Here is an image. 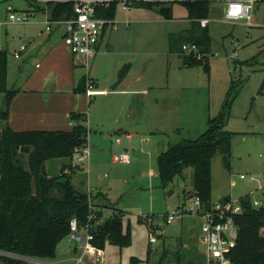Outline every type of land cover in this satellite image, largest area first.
Masks as SVG:
<instances>
[{"label": "rangeland", "instance_id": "rangeland-1", "mask_svg": "<svg viewBox=\"0 0 264 264\" xmlns=\"http://www.w3.org/2000/svg\"><path fill=\"white\" fill-rule=\"evenodd\" d=\"M30 3L39 5L38 16L48 15L43 1L0 0V23H6L11 13L9 7L12 13L21 14ZM45 18L46 23L48 19ZM115 22L117 29L107 32L105 43L95 59H91L90 72L109 90L120 84L122 69L130 74L132 83L140 85L142 78L143 87L150 84L153 89L147 97L140 94L132 98H128L132 95L106 98L104 107L111 106V111L96 113L104 125L93 126L90 131V157L74 176L73 185L81 192H93L94 208H117L128 213L116 211L115 215L123 214L125 228L130 224L132 245L121 249L107 244L105 264H131L132 258H139L142 261L139 264H148L150 251V264H160L163 251L168 256L162 264H205L201 220L186 217L181 227V221L168 225L163 219V215L173 212L184 201L185 186L187 193L193 190L194 170L186 169L183 177H177L164 189L159 184L157 158L169 146L205 133L209 119L220 116L225 110L232 87L226 125V130L234 133L232 153L227 159L218 154L213 160L212 200L218 202L230 197L239 201L251 195L264 206V0L257 3L251 21L229 20L226 10L222 13L216 9L209 22V53L200 54V61L205 57L208 60L209 71L204 69V64L186 67L181 58L180 42L174 44L175 52L170 49L173 35L192 28L188 10L182 4H174L171 20L156 11L131 5L124 9L118 4ZM37 25L34 21L32 24L8 23L0 30V47L7 51L9 64L13 61L18 64L25 58V54L19 52L28 38L41 33L40 30L48 35L44 23L39 24L43 29L35 28ZM62 33H66L64 27L58 31L59 35ZM15 54L23 57L17 61ZM254 58H257L256 63ZM79 72L87 75L84 68ZM9 74L13 78L12 71ZM2 97L5 95L0 94V99ZM101 99L103 97H96L93 102ZM127 99L131 101H127L126 106L134 102L137 106H133V110L141 111L137 118L140 123L130 129L134 137L131 144L128 140L117 144V138L125 135L114 125V118ZM115 152H129L130 163L114 162ZM64 161L66 159L49 162L50 174L65 173L62 171ZM72 163L69 171L79 166L76 154ZM185 204L191 205V201L187 199ZM110 215L108 210H103L101 221H106ZM149 219L163 234L157 243L150 242L154 231L149 227ZM163 236H167L166 241ZM171 237H178V240ZM182 239L191 250L183 248ZM65 242L80 246L78 240L70 236ZM194 256L197 257L192 258ZM87 260L94 262L90 258Z\"/></svg>", "mask_w": 264, "mask_h": 264}, {"label": "trees", "instance_id": "trees-1", "mask_svg": "<svg viewBox=\"0 0 264 264\" xmlns=\"http://www.w3.org/2000/svg\"><path fill=\"white\" fill-rule=\"evenodd\" d=\"M132 8L158 12L167 20L173 19V6L182 4L192 21L191 30L173 35L170 49L180 42L181 58L186 67L204 64L209 71L206 57L200 61L183 51L184 45H195L200 54L209 53L211 37L208 26L201 27L200 21L209 19L215 12L214 0H126ZM257 1V0H256ZM261 1V0H259ZM119 2L99 15L115 19ZM51 21L70 20L74 17L70 2H51L48 5ZM256 63L257 58H254ZM122 69L120 83L128 72ZM8 53L0 49V94L5 95L0 118L7 121L12 101L18 91L9 88ZM87 76L83 77L76 93H86ZM232 87L229 90L225 110L220 116L210 118L208 130L196 139H186L169 146L157 158L160 187L166 189L177 177H183L188 168L194 170L193 190L189 198L200 197L205 209L213 204L212 164L218 154L227 159L232 153L233 132L226 130ZM71 131H26L17 132L9 126L0 130V251L39 260H52L57 255L59 244L71 235V221L77 220L82 228L89 223L91 207L95 197L84 193L73 185L76 169L53 176L47 164L58 159L72 164L77 149L88 144L89 129L87 115L72 113L69 117ZM64 165L62 171L73 165ZM229 166V164H227ZM58 188L59 194H55ZM223 200H230L226 197ZM243 212L236 217L238 226L237 247L233 251L234 264H264V206L255 208L253 198H240ZM100 214L92 222L94 244L105 250L110 244L119 248L132 245L130 227L124 228L121 216H113L100 223ZM99 222V223H98ZM150 260V252L148 262ZM2 264H32L20 258L1 255ZM132 258L131 264H139Z\"/></svg>", "mask_w": 264, "mask_h": 264}, {"label": "crops", "instance_id": "crops-1", "mask_svg": "<svg viewBox=\"0 0 264 264\" xmlns=\"http://www.w3.org/2000/svg\"><path fill=\"white\" fill-rule=\"evenodd\" d=\"M36 3L38 1H43L46 4V10L48 15L38 16L37 13L41 10L39 5H34L30 3V6L25 12L19 13L17 15H28L31 17L30 21L27 23L20 24H32L33 21L35 24H38L37 29H43L39 26V24L45 23V17L50 20V10L49 3L52 0L46 2L45 0H32ZM229 0H214L213 7L216 12L227 10V2ZM54 2V1H53ZM259 0L255 2L254 10ZM9 9V8H8ZM253 10V11H254ZM9 18V15H8ZM8 18L6 23H0L1 29L8 24ZM212 18V16H211ZM209 18V22L210 19ZM37 20V21H35ZM17 24V23H12ZM36 26V25H34ZM64 27L63 25L54 26L52 31H49L48 35H43V30H40L41 33H38L36 36L32 38H28L26 40L25 50H20L19 53L25 54V58L18 64L13 61L12 64H9L8 71V84L9 88L18 91L17 95L12 101V105L9 110V118L7 121L2 120L0 118V130L6 126H9L11 129L17 132H26V131H51V132H60V131H71L73 126L69 121V117L72 113H82L86 114L88 121L87 126L89 129V137L90 131H92L93 126L102 127L104 125L103 119L100 120L97 118V112L106 113L110 110V107L105 108V101L108 99H112L114 95H132L131 97H136L137 95H151V89H153L150 84L142 85V78H140V85L134 84L131 82L130 74L127 75L124 80L115 88L109 90L106 87H102V84L99 83V79L95 77L94 74L90 72V78L94 81L96 89L100 91H104L103 95H98L94 97H88L86 93H76L75 88L79 84L80 80L87 76L85 73L79 72L80 68L85 69L84 63L85 60H81L72 55L69 47L64 42V33L62 35L58 34V31ZM65 28V27H64ZM209 28V24H208ZM66 29V28H65ZM114 30H111V32ZM108 32V31H107ZM107 32L104 34L102 38V42L100 43L99 50L100 51L102 45L105 43L104 39L106 38ZM23 37H21L22 39ZM0 49L4 50L2 47ZM6 51V50H5ZM20 54L19 58H16V54L14 55L15 59L21 60L23 55ZM95 59V57L93 58ZM16 61V60H15ZM86 70V69H85ZM10 71L13 73V78H10ZM96 97H103L101 100H96L93 102V99ZM5 97L0 99V112L4 105ZM127 101H131V99H127L125 106L121 107L119 111L116 113L114 118V125L118 126V129L122 134L132 137L133 142V134L130 131L131 127L135 129V127L139 126L140 120H138L140 110H133V106L136 107L137 104L134 102H130V106L127 105ZM111 111V110H110ZM133 111L135 113H133ZM105 120V119H104ZM88 137V145L90 144ZM106 138H109L107 136ZM126 140V139H124ZM123 140V141H124ZM122 141V143H123ZM128 142V141H127ZM132 142H129L130 144ZM121 143V144H122ZM160 155V154H159ZM90 157V155H89ZM65 163H62V167L64 165H70V161L66 160ZM69 163V164H67ZM73 165V163L71 164ZM76 170L78 171L81 166H76ZM63 169V168H62ZM70 168L65 169V172H69ZM50 172V171H49ZM72 172V171H71ZM78 171L74 176L76 177L79 174ZM73 178V181L75 179ZM74 184V183H73ZM77 189V188H76ZM93 193V192H91ZM192 194L191 192L187 193V187L184 188V201L186 202L189 199V196ZM178 206L185 204V202ZM94 212L100 214V219L102 218V211L108 210L110 212V217L115 216L116 211L123 212L128 214L127 212L119 209L112 210V208H98L93 206ZM114 212V213H113ZM168 214V213H167ZM166 214V215H167ZM166 215H163V219L165 220ZM126 216V215H125ZM108 218V219H109ZM122 221L124 219L123 214L121 216ZM107 219V220H108ZM187 219H196L193 217H187ZM143 221V219H140ZM145 220V219H144ZM184 219L180 222L182 227ZM104 222L100 220V223ZM99 223V222H98ZM124 225V223H123ZM130 227V224H128ZM127 226V227H128ZM126 227V228H127ZM125 228V226H124ZM159 229V228H158ZM81 236L86 234V231L81 229L79 231ZM163 235V234H162ZM162 235L158 236V239L162 237ZM71 237V236H70ZM72 238V237H71ZM165 238V239H164ZM174 240H178V237H171ZM164 241L167 240V236H163ZM170 239V238H169ZM67 238H65L58 246L57 255L52 260H42L44 263L37 262L35 264H77V259L82 256L83 248L80 243V246L77 247L74 244H70L69 242H65ZM203 243V237L201 239ZM182 241L183 248L186 250H191L188 245H186ZM158 242V241H157ZM156 242V243H157ZM61 247L60 251L59 248ZM80 248V249H79ZM103 253L105 250H102ZM160 264L166 259L168 256L166 251H163ZM152 252L150 251V256ZM194 256L192 258H196ZM189 258H191V253ZM85 258L84 264H97L95 262H90ZM139 259V258H138ZM176 259H180L179 256H176ZM141 261V260H140ZM167 261V259H166ZM32 263V262H31ZM150 264V261L149 263Z\"/></svg>", "mask_w": 264, "mask_h": 264}, {"label": "built area", "instance_id": "built-area-1", "mask_svg": "<svg viewBox=\"0 0 264 264\" xmlns=\"http://www.w3.org/2000/svg\"><path fill=\"white\" fill-rule=\"evenodd\" d=\"M48 2L49 0H45ZM73 4L74 17L70 20L64 21H46L47 31H52L54 26L63 25L66 28L64 35V42L69 47L73 56L78 59L85 60L84 67L87 70V91L88 97L103 95L105 92L96 89L94 81L90 78V63L91 59L96 56L99 50L100 43L104 34L109 30H116L117 27L115 19L101 17L99 14L112 7L118 1L119 4L128 9L129 5L126 0H52V2ZM256 0H229L227 2L226 17L229 20L251 21L252 12L254 10ZM8 23H27L31 17L28 15H17L13 9L9 7ZM201 27L205 28L209 24L208 19L200 21ZM0 24V29H1ZM26 46H22L21 50H25ZM183 51L198 60L202 59L199 49L195 45H184ZM19 58V54L15 55ZM89 137V134H88ZM126 139L132 142V137L127 135L124 138H117V144H121ZM75 154L78 157L79 166H83L84 161L89 159V146L79 150ZM113 161L123 164H128L131 161V155L126 153H114ZM244 178V176H241ZM191 205L183 204L177 207L173 212H170L165 217V222L172 225L176 221H182L186 217L198 218L201 220V230L203 232V243L206 246L205 264H234L232 261V254L237 247L238 241V226L236 224V217L243 212L240 201L221 200L213 202L210 209H205L200 197L193 196L189 198ZM255 208L262 207L258 201L253 200ZM96 219V213L93 206L91 207V214L89 216V223L80 227L77 220L71 221V237L78 240L83 248V254L77 259V264H84L85 258L93 259L97 264H105L104 253L94 244L95 235L93 232L92 222ZM149 227L154 231L150 235V242L156 243L161 231L155 228L153 220L149 219ZM83 229L86 231L84 236L79 234Z\"/></svg>", "mask_w": 264, "mask_h": 264}, {"label": "water", "instance_id": "water-1", "mask_svg": "<svg viewBox=\"0 0 264 264\" xmlns=\"http://www.w3.org/2000/svg\"><path fill=\"white\" fill-rule=\"evenodd\" d=\"M57 192H58V188L55 189V193H57ZM0 254L15 257V258H20V259H23L25 261L32 262V263H34V262L35 263H37V262L44 263L42 260H39V259L29 258V257H25V256H19V255H15V254L4 252V251H0Z\"/></svg>", "mask_w": 264, "mask_h": 264}]
</instances>
